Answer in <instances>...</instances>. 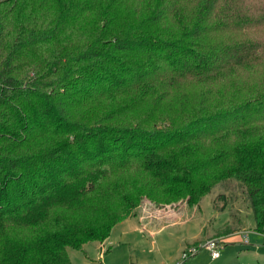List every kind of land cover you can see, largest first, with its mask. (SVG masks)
<instances>
[{"label": "trees", "instance_id": "obj_1", "mask_svg": "<svg viewBox=\"0 0 264 264\" xmlns=\"http://www.w3.org/2000/svg\"><path fill=\"white\" fill-rule=\"evenodd\" d=\"M229 180L264 234V0H0V264Z\"/></svg>", "mask_w": 264, "mask_h": 264}, {"label": "rangeland", "instance_id": "obj_2", "mask_svg": "<svg viewBox=\"0 0 264 264\" xmlns=\"http://www.w3.org/2000/svg\"><path fill=\"white\" fill-rule=\"evenodd\" d=\"M239 77L241 87L255 81L247 73ZM246 199L244 189L234 180L213 188L198 206L189 207L183 201L159 205L142 199L135 215L113 228L105 242L108 253L102 251L103 245L88 243L80 251L69 250L71 263L178 264L188 246L219 239L222 245L218 259L212 260L209 252L202 250L190 257L189 263L264 264V234L255 230ZM235 217L240 225L235 224ZM230 230L233 234L222 236ZM244 234L249 237L247 245L241 240Z\"/></svg>", "mask_w": 264, "mask_h": 264}, {"label": "built area", "instance_id": "obj_3", "mask_svg": "<svg viewBox=\"0 0 264 264\" xmlns=\"http://www.w3.org/2000/svg\"><path fill=\"white\" fill-rule=\"evenodd\" d=\"M243 244H247L248 243V235L244 234L241 238ZM202 249L206 250L207 252H209L210 257L212 260H216L220 257V244L218 243V241H207L205 242L202 246ZM197 252L196 248H190L188 249L187 252L182 254V259H185L187 257V255H193Z\"/></svg>", "mask_w": 264, "mask_h": 264}, {"label": "crops", "instance_id": "obj_4", "mask_svg": "<svg viewBox=\"0 0 264 264\" xmlns=\"http://www.w3.org/2000/svg\"><path fill=\"white\" fill-rule=\"evenodd\" d=\"M197 241H198V240H197ZM185 246H188V244H186ZM185 246H184V247H185ZM184 247H183V248H184ZM183 248H182V250H183Z\"/></svg>", "mask_w": 264, "mask_h": 264}]
</instances>
